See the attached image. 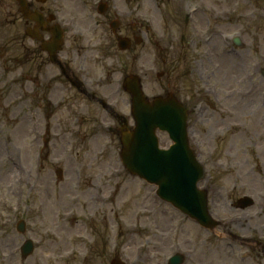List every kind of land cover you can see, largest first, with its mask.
<instances>
[{
  "label": "rangeland",
  "instance_id": "obj_1",
  "mask_svg": "<svg viewBox=\"0 0 264 264\" xmlns=\"http://www.w3.org/2000/svg\"><path fill=\"white\" fill-rule=\"evenodd\" d=\"M68 1L71 2V8L77 3V0ZM53 2L59 7L65 0ZM3 3L0 0V18L3 15L5 19H12L13 9H8L7 5L13 3ZM131 3L129 8H132V18L139 21L138 18L147 16L150 32L144 31L143 44H134L127 52H117L114 43L105 44L103 41V44H97L100 51L96 52L99 56L96 64L104 62L106 66L101 69V74L105 69L102 74L104 85L99 87V91L106 93L107 100L108 96L114 100L113 106L118 110L128 106V95L120 89L123 74L140 75L144 89L152 95L161 93L163 89L165 92H174L191 108L190 140L206 167V177H212L211 180L205 177V181L219 186L222 194L227 196V201L248 193L264 195V154L258 150L259 141L264 139V97L260 93L264 90V0H132ZM70 11L78 13L77 10ZM2 24L0 21V48L2 52L5 50L8 62L6 69L15 74L17 64L14 59L20 55L18 43L14 40L16 27ZM190 35L198 37L194 51L185 43ZM237 35L242 40L241 46L233 43V37ZM90 41L82 40L79 43L86 49ZM196 51L197 56L194 53ZM190 53L193 59H197L196 63L190 60ZM225 55L227 68L222 69L220 63ZM177 57L183 59V71L180 70L183 74L171 78L157 77L158 71L170 66V60H176ZM191 64H198L195 73H191L187 67ZM56 67L41 58L33 66L28 62L22 64L21 68L28 72L30 68ZM13 73L10 78L15 77ZM1 80L0 264H64L59 256L64 250H69L68 247L73 246L74 242H68V237L64 238L62 229L54 228L53 241L57 242L55 259L44 256L50 249H43V242L26 260H22L19 247L26 237H38L45 230L52 229L68 208L65 205L71 206L72 201L69 202L65 196V189L74 188V172L65 165V158H68L65 156V102L71 96L62 95L58 87L51 92L23 88L19 95L13 82L4 86ZM84 111L90 114L104 112L90 102L84 105ZM81 126L86 135L78 139L69 138L68 150L97 135H91L96 132L95 123L86 121ZM99 130L101 132L96 141L89 139L82 147V150H86L83 156L86 163L92 164L84 162L81 172L84 186L81 190L94 193V189L89 188L95 187V180L111 177L109 172L112 162V167L122 172V177H117L113 182L117 196H121V199L117 200L116 205L107 203V213L96 206L98 220L91 222L92 227H95L93 231L99 233V237L93 246L94 250L83 261L84 264H109L116 256L129 260L130 250L144 247L163 255L165 251H172L171 246L176 245L178 238L181 248L175 249L187 250L194 236L193 227L185 225L178 234L166 232L173 229V220L178 218V223L184 217L175 212L178 217L170 213L174 210L169 208V211L165 210L166 213L160 212L164 210L160 207L162 204L158 205L152 200L154 185L130 175L122 168L120 140L116 136L103 134L102 127ZM164 137L168 139L166 135ZM39 150H43L41 161ZM68 162L72 165L71 160ZM38 167L41 181L39 183L38 180L36 188H30L28 184L36 177ZM9 168L13 169L12 172L7 171ZM58 169L63 171L61 180L55 177ZM24 174L32 176L26 184L21 183ZM11 175L13 179L10 181ZM11 183L15 184L13 188H10ZM47 184L52 186L45 187ZM17 197L18 202L11 207ZM228 206L229 203L227 218H230L234 210L228 209ZM86 209L87 203L83 201L78 208L75 206L77 217L70 225L73 229H83L80 218L85 216L79 211ZM18 217L27 220L28 231L25 234L15 228ZM139 222L142 227L137 224ZM128 224L133 228V234L137 235L130 241H127ZM77 226L79 228H75ZM114 234L118 247L126 243L123 250L117 248L111 252L106 248L110 239L111 242L114 240ZM227 242H232L236 248L233 252L227 246V264H245L237 254L244 250L240 242L232 239H227ZM64 244L65 249L62 250ZM75 253L76 257L72 261L65 258V264H80L82 251L76 250ZM251 256L254 260L258 259L254 250ZM191 263L192 259L187 257L184 264Z\"/></svg>",
  "mask_w": 264,
  "mask_h": 264
},
{
  "label": "water",
  "instance_id": "obj_2",
  "mask_svg": "<svg viewBox=\"0 0 264 264\" xmlns=\"http://www.w3.org/2000/svg\"><path fill=\"white\" fill-rule=\"evenodd\" d=\"M138 98L139 97L136 96L137 100H139ZM169 104L172 105V107L170 108L171 110H172V108L174 110H175V108L178 110V107L176 106V104H174L172 102H169ZM148 114L152 115V112H148ZM141 131H142V125H139V127L137 129L138 137H137V134H135L134 139L130 141V147H131L132 152L129 153V154H126L127 162H132V164L134 165V167H133L134 169H137L138 165L140 164V162L142 161V159L145 157V154H146V152H144L142 150V148L140 147V143L136 144L137 141H140V135L139 134H142ZM150 136H152V134ZM136 146H137V148L141 149V153L137 154V155H135V153H134V150H135ZM189 159L193 163L195 169L199 172L198 165L195 163V161L193 160L192 156H190ZM165 163H166V171H167V173L164 171V168H161V173H160V177H159V181L161 182V184L166 183V181L167 182L170 181L171 173H168V172H169V169L173 166V164L175 162L170 161L167 158H165ZM153 170H155V169H153ZM185 172H186V170L184 168H181V167H177V168L174 169V173H176L178 175V177L173 182V189H169L167 191V193L169 195L176 194L178 197H181L183 190H182V188H181V186L179 184V180L178 179H179V177L184 175ZM190 172L194 174L193 180L195 181V179L197 177V172L194 171V170H190ZM199 174H200V172H199ZM169 185H171V183ZM198 196H199V204H202V206L204 207V197H203V195L200 192H198Z\"/></svg>",
  "mask_w": 264,
  "mask_h": 264
},
{
  "label": "bare ground",
  "instance_id": "obj_3",
  "mask_svg": "<svg viewBox=\"0 0 264 264\" xmlns=\"http://www.w3.org/2000/svg\"><path fill=\"white\" fill-rule=\"evenodd\" d=\"M222 63V64H221ZM220 63V68H222V69H224V68H227V56L225 55L224 57H223V61ZM221 69V70H222ZM13 168V167H12ZM12 168H9L10 170H7V171H11L12 172ZM13 179V176L11 175V179H10V181ZM12 187H10V188H13L14 186H15V184H13V183H11L10 184Z\"/></svg>",
  "mask_w": 264,
  "mask_h": 264
}]
</instances>
